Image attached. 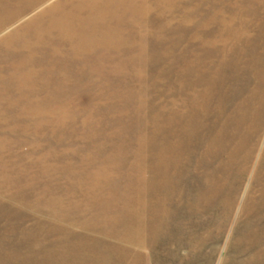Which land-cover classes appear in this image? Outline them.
<instances>
[{
  "label": "rangeland",
  "instance_id": "374dc122",
  "mask_svg": "<svg viewBox=\"0 0 264 264\" xmlns=\"http://www.w3.org/2000/svg\"><path fill=\"white\" fill-rule=\"evenodd\" d=\"M219 1L0 0V264H264V0Z\"/></svg>",
  "mask_w": 264,
  "mask_h": 264
},
{
  "label": "bare ground",
  "instance_id": "6f19581e",
  "mask_svg": "<svg viewBox=\"0 0 264 264\" xmlns=\"http://www.w3.org/2000/svg\"><path fill=\"white\" fill-rule=\"evenodd\" d=\"M233 4H234L233 0H228V1L224 0V3L222 4V8L225 9L227 7H230ZM219 5H220V1L214 0L213 6H212L213 7L212 8V20L214 22L220 21V19H222L223 17V11L220 10ZM232 16L234 15H231V17ZM0 23H1V20H0ZM112 30L116 31L113 28ZM244 51H245V47L242 46V55ZM219 52L223 53L224 58L219 60L220 62L218 64H216L215 62L212 64H203L204 59L200 58V60L195 62V65L197 67L196 75H197L199 82L201 84H204L205 88L208 90L211 89L212 87H215L216 96L218 93V96L223 100L224 98L223 91L225 93L227 91V85L225 83L227 82V79H226L228 75L227 69L230 66H232L233 63H230V62L223 63L227 54L222 50V48L221 50H219ZM246 52L253 53L254 56L256 57L253 60L248 59V61L251 62V65L249 67L248 65H244V64L242 65V70L245 71L250 76L249 78L246 79V83L241 84L240 89H242V94H244V92H248L249 94L257 93L259 91L264 92V57L263 58L259 57V54H257L256 51H254L253 49L247 50ZM229 75H231V73ZM260 117L262 118V120H264V115L259 111V109L251 108L250 105L247 103L242 105V124H246L247 122L250 121L249 125L254 126L255 118L260 119ZM263 126H264V123L259 125L260 133L262 132ZM259 127L257 126L258 130H259ZM259 134L257 135L258 138H259ZM247 137L248 135L245 138ZM209 142L210 141H208V143ZM212 145L213 144L209 145L208 147L209 148L213 147ZM245 149L246 147L242 145V148H239L240 153H237V154L240 157V161L242 165L246 167L247 166L246 163L249 161V158L251 156H254L255 153L253 154V149L251 147L248 149V151L247 150L245 151ZM242 151H245L247 153L242 155ZM261 163H263V161ZM141 216H144L142 212H135V214L133 213L132 223H131V226L129 227V232H128L130 239L133 242L138 243L140 245L144 244L146 241V237L143 234L147 232L146 231L147 225H148V229L152 228L151 223L148 220H146L145 222L144 220L145 218H142Z\"/></svg>",
  "mask_w": 264,
  "mask_h": 264
}]
</instances>
